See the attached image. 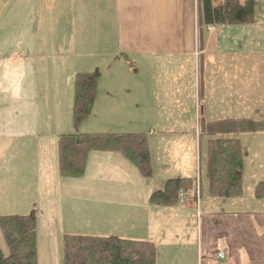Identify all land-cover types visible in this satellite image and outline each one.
I'll list each match as a JSON object with an SVG mask.
<instances>
[{"label":"crops","instance_id":"obj_1","mask_svg":"<svg viewBox=\"0 0 264 264\" xmlns=\"http://www.w3.org/2000/svg\"><path fill=\"white\" fill-rule=\"evenodd\" d=\"M12 8L9 7L10 10ZM111 11L116 24L113 36L107 34L105 25L108 22H103L109 19ZM20 14L19 18V12H13V17H18L14 18L16 22L11 26H18L16 29H5L4 25L0 29V139L27 141L29 137L38 135L40 141L30 146L25 143V150L21 151L22 157L23 153L25 158L28 157L24 170L17 161H5V176L10 174L20 179V184L24 178L33 180L36 177L40 182L43 176L48 181L53 176L59 177L57 142L61 133L56 134L57 137L53 126H59L62 104L67 108L68 95L64 101L62 90L70 89L69 83L77 74L98 72L96 96L87 120L105 114L109 105L117 114L131 111L137 123L130 130L98 132L146 136L152 176L149 180L141 178L136 169L117 153L98 152L88 155L85 175L136 190L108 194L105 198L114 201L112 204L118 208V216L129 218L144 214L147 220L130 230L118 225L117 229L110 227L106 231L102 228L107 226L106 222H101L98 227L94 225L101 230L87 226L82 229L68 227L69 233L64 235L116 237L148 241L154 245L156 241H164L168 259L160 261L157 250L156 264H264V200H257L253 195L252 200L248 199L247 207L237 209L236 205L227 204V200L213 199L207 193L203 205L200 164L198 172L195 163H200V150L196 158L198 120L202 123L232 119L264 122V112H246L247 88L242 90L240 97L238 95L239 84L244 86L249 67L247 63L243 70L242 65L238 67L237 49L246 52L250 47L246 35L231 34L239 27L218 26L213 27V31L204 27L200 32L198 0H74L61 4L54 0L51 4L27 0L21 1ZM63 15L66 17L62 18ZM8 19L5 25L10 23ZM62 20L68 24L70 20L74 24L83 21L84 25L90 26L84 30L85 49L81 51H84L86 59L79 67L75 60L69 62L67 54L63 53L66 48H61V53L54 50L57 42L60 47L59 25ZM256 20L257 16H254L252 23H257ZM252 23L242 26L250 28ZM43 28L51 32L48 41L54 42L53 49L45 47ZM101 32L105 35L100 36ZM94 56L97 63L91 64L88 58ZM92 67L93 71L84 69ZM114 67L120 68L117 71L120 75L129 78L131 74L135 80L119 81L115 71V80H101V70L108 72ZM173 69L176 72L174 76ZM181 70L184 75L180 77L178 71ZM237 98L243 107L239 111ZM158 111L175 126L174 131L161 129L160 132H177L179 135L169 144L166 136H171V133L156 134V130L147 129L150 126H147L148 121H142L143 118L149 120L152 115L156 117ZM186 121H194L189 129ZM187 134L194 137V147L197 143L194 156L192 148L186 145ZM245 137L261 139L264 144L263 132L235 136L239 142ZM47 143L48 155L40 160L39 153L47 152ZM243 150L246 159L248 153L244 147ZM36 170L41 172L40 175ZM183 178L198 179V209L179 205V200L176 206L169 208L149 204L148 198L152 192L160 190L158 186L171 179ZM250 179L253 188L264 182V177L251 175ZM28 192V188L24 189L21 192L24 198L19 196L18 203L0 210V216L33 213L36 202L28 198ZM9 211L13 213H7ZM220 252L225 256L223 261L217 257Z\"/></svg>","mask_w":264,"mask_h":264},{"label":"rangeland","instance_id":"obj_2","mask_svg":"<svg viewBox=\"0 0 264 264\" xmlns=\"http://www.w3.org/2000/svg\"><path fill=\"white\" fill-rule=\"evenodd\" d=\"M21 1L27 0H0V29L11 28L12 30L16 29L18 26H11V23H15V15L13 17V12H19L20 14V6ZM29 2H46L51 4L53 0H28ZM57 3L61 2H69L74 0H54ZM77 1H86V0H77ZM214 5H218V0H213ZM255 4H258L255 14L257 16V23L253 24L252 27H243L242 25H233L239 27L236 31L231 32V34L246 35L248 37V46L250 47L246 50L237 49V61L238 67L242 65V70L244 69L245 64L249 67L248 72L245 75L244 86L242 87L239 84L238 95L242 93V90L247 88V99L244 100L246 112H264V0H255ZM10 6H13L12 10L9 9ZM256 6V5H255ZM109 19L103 20V22H108L105 26H107V34L109 36H113L116 34V29L114 26L116 24L113 23L112 11L109 13ZM12 17V18H10ZM66 16H62L64 18ZM10 18V19H8ZM9 20L10 23L5 25L6 20ZM68 22L66 20H62V23L59 25V36H60V47L58 46V42L55 45L54 50H60V53L63 51L61 48H66L67 51H63V53L67 54V58L69 62L73 63L75 60L78 67L81 66L85 62V57L83 56L85 49V38H86V30L90 28L88 25H84L82 22H77L74 24L72 20ZM58 26V25H57ZM104 26V25H103ZM230 26V25H228ZM246 26H250L246 25ZM96 28H98L96 26ZM211 31L213 27H208ZM85 30V31H84ZM213 31V30H212ZM51 32L48 33L47 28H43V35L45 37V47H49L53 49V41L49 40ZM105 35V33L101 32L100 36ZM72 40L73 42H71ZM233 42V41H231ZM228 44V43H227ZM62 46V47H61ZM91 60V64L97 63L95 56L92 59L88 58V61ZM95 67V66H93ZM92 68H84L90 69L87 70L93 71ZM251 67V70H250ZM96 69V68H95ZM94 69V70H95ZM120 69V68H119ZM116 67L113 69H109L108 72L105 69L101 70L102 78L101 80H115V74L119 70ZM180 73V77L184 75V71H178ZM177 72V73H178ZM121 73L116 74V78L120 81H132L135 80L133 75H129V78L126 76L120 75ZM173 76L176 75L175 69L172 70ZM244 74V73H243ZM179 77V79H180ZM178 79V80H179ZM242 79L244 80V75H242ZM177 80V81H178ZM241 80V71L238 73V83ZM176 81V82H177ZM182 81H184L182 79ZM175 82V83H176ZM181 82V81H180ZM73 81H71L70 89L64 88L62 90L63 100H67L68 95V104L67 108L65 104H62V111L60 116L59 126L55 124L53 128L56 129L53 132L55 135L61 133L64 134H82V135H96V134H122V133H100L102 132H121V129L130 130L134 124L137 123L136 116L131 111H124L123 114H117L113 108V106L109 105L106 109V113L99 116L96 119H86L87 122H83L79 128L76 130L72 124V104H73ZM68 90V91H67ZM70 92V94L68 93ZM72 92V93H71ZM63 101V103H64ZM71 102V103H70ZM70 103V104H69ZM153 107V105H151ZM243 109L240 105V100L237 98V111ZM151 114V113H150ZM239 114V113H238ZM142 121H148L147 126H149L150 130H156V134L158 133H171V136H166V141L169 143L172 140L179 137L177 132H160L161 129H167L174 131L175 126L168 120L164 119V115L160 114L158 111V115L156 117L152 115L150 119L143 118ZM141 121V122H142ZM188 129L191 127L194 121H186ZM184 122V123H186ZM175 123V122H174ZM195 123H197L195 121ZM180 125V122H177ZM146 129V130H147ZM148 133V132H143ZM197 136V140L199 142L197 156H200V163H196V168L200 164V179H201V188L203 191L202 202L203 205L206 202L207 196V179H206V141L202 140L200 136V132H195ZM264 133V132H263ZM127 135V134H123ZM188 135V134H187ZM57 136V135H56ZM38 135H33V137H29L23 140H17L16 142L12 139H0V210L5 209L7 206L11 204L18 203V197L24 195L21 194L24 189L28 188L29 192L26 194L28 198L34 199L36 204L33 205L32 212L30 213L34 216L36 222V264H64V237L67 235L74 234H65L71 228H84L87 226L88 228H94L95 230H101V228H96L100 225L101 222H106L107 226H103L102 228L107 229L108 231L111 228L117 229V226H121L123 229H133L138 227L140 223H144L147 219L144 214L140 217H125L118 216V208L112 204L113 200L107 201L105 198L108 194H115L121 191L129 192L135 191L131 190L129 186L118 183L117 184H108L105 180V183L101 180V178H92L89 175H84L82 180L80 179H69L63 178L59 175V177L53 176L51 180L48 181V178L45 176L40 177V182H37L36 177L33 180H22L21 184L19 183L20 179H16L10 174L5 176L6 169L4 168L5 161L13 162L17 161V163L22 164V168H25V162L28 160V157L25 158V154L21 151L25 150V143L28 142V146L32 144H36L40 141ZM58 137V136H57ZM185 137V136H183ZM205 138V137H204ZM186 145L192 148V155L194 156L195 147L197 149V143L194 147V137H186ZM2 141V143H1ZM240 141V140H239ZM196 142V141H194ZM241 150H242V162H243V172H242V196L237 199H229L227 200V204H233L238 207L237 209H244L243 207H247L248 199L252 200L253 197V184L250 176L264 177V144L261 139H251V137L242 138L240 142ZM248 153L246 159L244 158V150ZM47 149L46 153H39L40 156L38 159L43 160L48 155L49 144L45 145ZM200 150V152H199ZM199 152V156H198ZM87 161V160H86ZM196 161V159H195ZM172 160L169 161L171 163ZM37 175H40V171L36 170ZM199 172V169H198ZM250 175V176H249ZM198 179L196 178V181ZM27 181V182H26ZM198 183L196 182L195 190L188 195L186 193L182 194V201H179V205H183L187 207L191 205L194 209H198L199 202V187H197ZM162 189L163 186H158ZM87 195L89 197H87ZM30 200V199H29ZM90 200V201H89ZM223 200V199H219ZM238 200V203L235 202ZM93 202V203H92ZM153 206V205H152ZM155 207V206H154ZM10 210V209H9ZM3 212V211H2ZM116 215H114V213ZM7 213H13V211H9ZM15 216V215H9ZM2 217V216H0ZM101 217V218H98ZM105 217V218H104ZM110 217V218H109ZM110 220V221H108ZM96 227H95V226ZM69 233V232H67ZM38 242V243H37ZM164 241L158 242L154 245L156 248V254L158 250L157 258L160 261H163L167 258L168 252H165ZM0 250L3 256H7V249L5 243L3 241L2 233L0 231ZM156 258V259H157ZM189 254L187 256V260H189ZM191 264H193L191 262Z\"/></svg>","mask_w":264,"mask_h":264},{"label":"trees","instance_id":"obj_3","mask_svg":"<svg viewBox=\"0 0 264 264\" xmlns=\"http://www.w3.org/2000/svg\"><path fill=\"white\" fill-rule=\"evenodd\" d=\"M198 0V28L249 25L255 0ZM99 79L98 72L79 73L73 80L72 124L77 130L91 115ZM198 130L206 141L207 193L213 199L242 196V150L236 135L262 133L264 122L232 119L202 123ZM146 136L123 134H64L58 137L59 175L80 179L92 152L117 153L136 169L141 178L152 176ZM196 179H171L150 194V205L169 208L178 204L181 193L195 190ZM198 187V185H197ZM199 191V189H198ZM254 198L264 200V182L257 183ZM0 231L7 256L0 250V264H36V222L32 214L0 217ZM64 264H156V248L148 241L83 235L64 237Z\"/></svg>","mask_w":264,"mask_h":264},{"label":"built area","instance_id":"obj_4","mask_svg":"<svg viewBox=\"0 0 264 264\" xmlns=\"http://www.w3.org/2000/svg\"><path fill=\"white\" fill-rule=\"evenodd\" d=\"M179 201H182V194L179 195ZM218 259L223 261L225 260V256L223 254V252H220L218 255H217Z\"/></svg>","mask_w":264,"mask_h":264}]
</instances>
